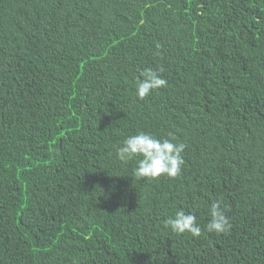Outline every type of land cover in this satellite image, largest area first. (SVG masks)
Listing matches in <instances>:
<instances>
[{
    "label": "trees",
    "instance_id": "16d2710c",
    "mask_svg": "<svg viewBox=\"0 0 264 264\" xmlns=\"http://www.w3.org/2000/svg\"><path fill=\"white\" fill-rule=\"evenodd\" d=\"M141 131L180 176L118 159ZM0 264H264V0H0Z\"/></svg>",
    "mask_w": 264,
    "mask_h": 264
},
{
    "label": "clouds",
    "instance_id": "9594fccd",
    "mask_svg": "<svg viewBox=\"0 0 264 264\" xmlns=\"http://www.w3.org/2000/svg\"><path fill=\"white\" fill-rule=\"evenodd\" d=\"M163 70L144 69L138 78L135 93L138 99L143 100L154 90L166 86L167 81L161 75ZM184 143H174L172 139H160L151 133L139 132L130 135L117 149V156L121 162L127 163L136 158L137 164L133 169V175L137 180L148 178L158 179L161 175L176 178L181 175L184 159L182 153L185 150ZM209 220L205 226L207 232L227 234L231 230L229 217L219 203H212L209 208ZM165 226L175 234L189 233L193 237H199L205 229L197 223L195 214L177 211L174 216L165 220Z\"/></svg>",
    "mask_w": 264,
    "mask_h": 264
}]
</instances>
